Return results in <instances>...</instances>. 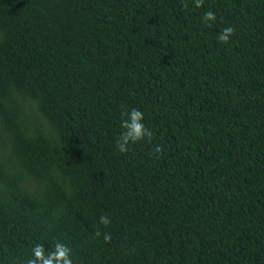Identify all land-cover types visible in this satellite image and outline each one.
I'll use <instances>...</instances> for the list:
<instances>
[{
	"label": "trees",
	"instance_id": "obj_1",
	"mask_svg": "<svg viewBox=\"0 0 264 264\" xmlns=\"http://www.w3.org/2000/svg\"><path fill=\"white\" fill-rule=\"evenodd\" d=\"M131 108L151 138L120 152ZM56 242L264 264V0H0V264Z\"/></svg>",
	"mask_w": 264,
	"mask_h": 264
},
{
	"label": "clouds",
	"instance_id": "obj_2",
	"mask_svg": "<svg viewBox=\"0 0 264 264\" xmlns=\"http://www.w3.org/2000/svg\"><path fill=\"white\" fill-rule=\"evenodd\" d=\"M214 18L212 11L205 12L202 17L204 21H212ZM232 32L233 28L230 25L224 27L219 33V40L226 42ZM143 115V112L137 108H131L127 112L122 113L124 117L120 124L122 132L116 144L120 152H126L130 143L151 138V132L143 123ZM99 222L108 225L110 220L108 217L101 215ZM96 235H100V232L97 231ZM109 238V235L104 233V239L108 240ZM25 264H72V258L68 247L60 242H56L54 250L48 252H45L42 244H36L31 248L30 258L26 260Z\"/></svg>",
	"mask_w": 264,
	"mask_h": 264
}]
</instances>
